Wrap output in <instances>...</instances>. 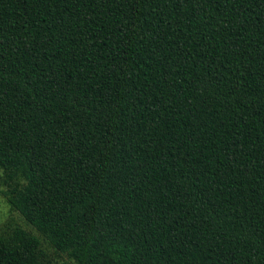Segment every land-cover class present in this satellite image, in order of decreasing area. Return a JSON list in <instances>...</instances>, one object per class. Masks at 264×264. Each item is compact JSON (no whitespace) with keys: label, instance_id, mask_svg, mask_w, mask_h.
I'll list each match as a JSON object with an SVG mask.
<instances>
[{"label":"trees","instance_id":"16d2710c","mask_svg":"<svg viewBox=\"0 0 264 264\" xmlns=\"http://www.w3.org/2000/svg\"><path fill=\"white\" fill-rule=\"evenodd\" d=\"M0 169L59 264H264V0H0Z\"/></svg>","mask_w":264,"mask_h":264},{"label":"rangeland","instance_id":"374dc122","mask_svg":"<svg viewBox=\"0 0 264 264\" xmlns=\"http://www.w3.org/2000/svg\"><path fill=\"white\" fill-rule=\"evenodd\" d=\"M7 189L5 175L0 169V229L8 230L13 225H18L27 231L31 232L40 239V248L43 252L44 258L48 259L52 264H59L66 260V257L62 253H57L54 251L50 245L45 242L39 234L27 223L23 221L21 216L13 210L7 203L5 196L3 194Z\"/></svg>","mask_w":264,"mask_h":264}]
</instances>
